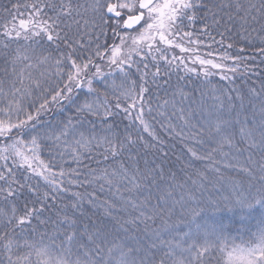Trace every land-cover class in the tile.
Returning a JSON list of instances; mask_svg holds the SVG:
<instances>
[{"label": "snow or ice", "instance_id": "1", "mask_svg": "<svg viewBox=\"0 0 264 264\" xmlns=\"http://www.w3.org/2000/svg\"><path fill=\"white\" fill-rule=\"evenodd\" d=\"M8 5L0 4V264H264V226L237 243L224 223L225 214H239L243 227L257 206L264 210V83L260 91L249 88L247 97L235 89L237 109L231 92L221 93L210 79L219 70L233 83L239 69L252 70L249 57L232 55L228 50L235 42L226 41L239 37L264 45V0H8ZM197 32L211 43L194 39ZM212 44L219 48L201 51ZM256 52L264 57V47ZM180 68L185 76H202L190 91L184 76L170 83ZM245 101L252 112L242 119ZM52 106L60 113L43 120ZM153 112L165 121L160 127L169 136L204 149L185 144L192 159L209 161L207 168L219 174L209 181L198 172L192 183L201 190L205 182L219 187L226 179L216 154L225 167L248 178L246 184L227 178L229 196L197 200L188 192L197 204L187 208L195 229L169 239L164 238L173 228L169 218L177 205L185 211L187 202L184 194L173 195L183 185L175 173L165 172L166 142L146 118L155 120ZM121 116L129 122L123 127ZM44 147L55 152L49 161L41 158ZM243 151L248 155L241 160ZM95 156L100 159L91 167ZM69 161L76 166L64 167ZM73 186L106 190L128 219L114 217L109 228L85 218L86 198L109 216L117 204L98 200L95 191H72ZM67 194L74 199L65 202ZM157 220L160 226L151 228L149 222ZM140 225L150 237L146 246L135 235H117L139 232Z\"/></svg>", "mask_w": 264, "mask_h": 264}, {"label": "trees", "instance_id": "2", "mask_svg": "<svg viewBox=\"0 0 264 264\" xmlns=\"http://www.w3.org/2000/svg\"><path fill=\"white\" fill-rule=\"evenodd\" d=\"M0 4L8 5V0H0ZM10 6V5H8ZM197 28L200 27V25L196 26ZM191 30V29H186ZM213 36H215L216 40H219L220 37L216 34L215 31H213ZM252 35L255 37L257 34L252 33ZM260 35H264V33H260ZM108 36H111V33H108ZM199 37L202 40H205L208 43H211V41L208 39L207 36L201 35L199 32H197L196 36L193 38ZM105 39V37L101 36L100 41L102 42ZM226 42L234 43V48L229 49L228 51L232 55H244L249 57L247 63L249 67L252 69L251 71H245L243 68L239 69L234 76V82L230 83L229 81L223 80L221 78V73L219 70H213V75L210 77L212 84L216 85L220 90L221 93L224 91L231 92L232 101L234 104L237 105V109H239V100L236 97V91L235 89H238L242 94H244L246 97L249 95L248 89L249 88H255L257 91H260V86L262 83H264V57H261L259 54H257L256 49H259L261 47H264L260 43V41L257 39L253 42V44L245 43L244 41L240 40L239 37H234L233 40H227ZM109 43H111V40L109 39ZM244 48V52L240 53L236 49L238 48ZM219 48V45L212 44V48H202L201 51H212ZM172 52L179 56L181 53L178 49H173ZM190 67L193 65H189ZM0 67H3L2 64H0ZM161 67L164 68L165 65L161 64ZM198 71H201L198 65H196ZM107 68L105 67V71ZM223 74H229L230 73H223ZM178 76H184L186 82V91H190L192 85L199 84L201 77H196L194 74H189L188 76H185L183 68H180L178 73H173L171 76L170 83L175 84L177 82ZM161 84H163V81H161ZM166 87V86H165ZM165 87H162L159 89V95L160 97H164L165 93ZM168 92H171V89H167ZM155 93V90H154ZM220 94V93H218ZM225 108H227V98L225 97ZM211 102V101H209ZM157 103L156 95L153 94L152 96V104L153 107H155ZM252 108L250 105L247 104V101H245V108L242 112L241 118L243 119V116H249L251 117ZM60 113V109L56 106H52V111L48 113L47 115L43 116V120H55L57 115ZM67 113L65 112L64 115ZM152 116H155L156 119L152 120L150 116H147L146 118L149 119L152 123L153 129L158 134V136L166 142V147L164 151L167 153V156L163 159L165 160V172L166 174L169 173V170L171 173H175L176 176V182H179V184H182L183 187H177L173 195L176 199H179L181 194L185 195L186 200V209L185 211H181L179 205H177L176 210L174 214L169 218V224L173 225V228L169 233L164 234L165 239H169L173 236H176L177 233H183L188 231L189 226H191L193 229H195V224H189L188 222L191 220V215L187 211V208H195L197 206L196 202L189 199L187 196L188 192H191L197 200L201 199H207L208 197H211L215 199L218 196L224 195L229 196L231 195V189L228 186L227 178H234L236 181H240L244 184L247 183V176L245 173L240 171L236 168H228L225 167V164L222 160V157L219 154L215 155V159L217 161H221L216 165V167L220 168V174H223L226 178L225 181L221 182V185L219 187H213L211 183L205 182L204 189L201 190L198 185H194L192 181L199 180L198 172L202 171L205 172V175L209 178V181H213L217 179L218 173L212 171L210 168H207V165L209 161L204 160H194L190 157V154L187 152L185 148V144H187L189 147H196L198 151L203 152L204 149L200 147L199 145H195L194 142L185 140L181 142V138L177 136H169L168 132H166L163 128L160 127L161 123H165L161 119V117L157 116L155 112L152 113ZM22 118V117H21ZM62 118V117H61ZM118 119H122L124 123L121 125V127L124 126V124H128V120L126 117H118ZM259 120V115H257V121ZM173 123H177V121H173ZM237 129L239 128V125H236ZM133 132V135L136 134L135 126L133 125L130 129ZM177 131H179V126L177 128ZM145 140H148L151 143H155V141L152 140V138L147 134L141 132ZM238 145L241 148H244V142L240 141L238 139L237 141ZM214 146V145H212ZM225 151H228L227 148H225ZM251 151L254 153V158L259 159V152L256 149H251ZM55 155V152H49L47 147H44L41 151V158H43L46 161H49L52 159V157ZM143 155V154H142ZM159 155V153H157ZM232 155H237L235 150H232ZM241 160H243L247 155V151H243L239 154ZM147 156L149 160L152 159V150L147 151ZM57 157V161H58ZM100 159L99 156H95L93 158V162L91 163V167H97L95 160ZM160 161L157 160V163ZM189 162H191V167L188 166ZM229 162L235 163V161L229 159ZM76 165L72 163L71 161L68 162V164H65L64 167H75ZM103 162L100 164V167H103ZM141 166H143V161L141 160ZM83 179V176L80 177ZM169 183H174L173 181H168ZM72 191H79V192H96V196L98 200L103 201L106 199H111L113 203L117 204V207L115 209H112V215H106L104 212V209L102 207L95 206L94 204H89L87 201V198L84 200L82 205V212L84 213V217H91L92 222L96 223L97 225L103 227L107 225L109 228H113V226L116 224L114 217H122L123 219H128V215L120 210L118 202L115 200V198L108 193L106 190L104 192H101L97 186H85V187H72ZM155 189H153V192ZM74 199L70 194L65 195V202L67 200ZM262 213H264V210L260 209L259 206L255 208V210L252 212L251 218L246 220L244 222L243 227H241V220L239 214H231L227 213L225 214V225L227 227V234L235 238L237 242H241L242 240H248L251 238L252 234L256 233L259 228L262 226V219H264V216H262ZM135 215V213H133ZM231 217V219H228L227 217ZM202 222L201 220H197V223ZM160 220H157L155 224H152L149 222V225L151 228L156 229L160 226ZM125 227H129L128 225H125ZM140 231L135 232L134 230L130 231L129 233H124L122 231L117 232V235L124 236V235H135L139 237L140 242L147 245L150 237H146L143 232V225H140ZM178 238V237H177Z\"/></svg>", "mask_w": 264, "mask_h": 264}, {"label": "rangeland", "instance_id": "3", "mask_svg": "<svg viewBox=\"0 0 264 264\" xmlns=\"http://www.w3.org/2000/svg\"><path fill=\"white\" fill-rule=\"evenodd\" d=\"M237 242V241H236ZM237 243H240V242H237Z\"/></svg>", "mask_w": 264, "mask_h": 264}]
</instances>
